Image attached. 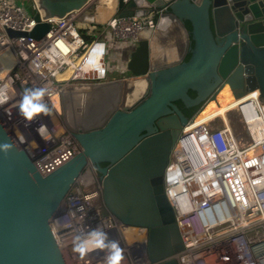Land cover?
Masks as SVG:
<instances>
[{"label": "built area", "instance_id": "1", "mask_svg": "<svg viewBox=\"0 0 264 264\" xmlns=\"http://www.w3.org/2000/svg\"><path fill=\"white\" fill-rule=\"evenodd\" d=\"M33 7L35 12L29 13L17 2L0 0V122L46 174L81 150L66 121L64 88L98 83L109 67L106 41L100 36L87 39L81 32L80 23L88 22L78 18L82 9L58 16L44 14L35 1ZM162 13L114 12L105 27L114 37L136 43L138 30L157 29ZM38 22H46L47 29L36 37L31 31ZM8 29L21 33L10 34ZM169 34L182 51L185 36L183 40ZM26 94L32 97L27 111L34 105L45 109L32 119L21 110ZM237 102L247 143L240 142L224 115L199 120L196 113L182 126L170 151L164 191L182 242L169 256L177 264H264V123L254 121L257 117L264 122V106L256 91ZM101 204L105 207L101 182L94 164L87 162L50 219L65 263L109 264L116 242L119 264H149L147 228L123 223L106 207L102 213Z\"/></svg>", "mask_w": 264, "mask_h": 264}, {"label": "water", "instance_id": "2", "mask_svg": "<svg viewBox=\"0 0 264 264\" xmlns=\"http://www.w3.org/2000/svg\"><path fill=\"white\" fill-rule=\"evenodd\" d=\"M100 1L40 0L38 7L58 16L82 9L78 18L88 21ZM124 4L117 14L142 16L163 9L162 15L183 27L186 46L175 58L159 57L170 41L169 32L160 29L162 21L157 29H139L125 70L131 73L126 79L143 80L144 90L132 103L104 108L103 121L93 125L73 127L66 118L81 150L49 173L36 169L0 122V264H66L50 219L87 162L94 164L107 210L125 224L147 228L149 264H177L169 256L182 242L164 191V172L182 126L224 84L237 89L239 98L256 91L264 106V0ZM46 29V22H38L31 34L39 37Z\"/></svg>", "mask_w": 264, "mask_h": 264}, {"label": "bare ground", "instance_id": "3", "mask_svg": "<svg viewBox=\"0 0 264 264\" xmlns=\"http://www.w3.org/2000/svg\"><path fill=\"white\" fill-rule=\"evenodd\" d=\"M40 2V0H36ZM109 4V9H113L115 6L116 0H107ZM84 16H88V14H84ZM162 23V31L170 32L172 36L179 37L184 40V30L180 25H174L170 19H167L166 15H162L161 17ZM170 24L172 27H170ZM169 25V26H168ZM174 25V26H173ZM159 26V27H160ZM165 26H167L165 28ZM163 35L161 32L159 33L157 40V44L163 39ZM179 41H177L178 43ZM163 47V46H162ZM175 58V57H173ZM3 72L0 69V74ZM144 90V82L141 78H134L131 79H120L108 83H88V84H81V85H69L64 88L63 97H64V110L66 114V118L69 121V124L73 127L76 125H83V126H90L95 123L101 122L104 119L105 114L107 113L106 104L102 108V111H98V107L95 110L96 112L90 113V104L87 102H92L94 97L97 95L101 97L102 92H114L116 94L115 100H110V104H124L132 103L135 96L141 93ZM120 92V94H118ZM239 91L237 89H231L227 84H224L219 91L216 93L214 99H209L205 104L199 109L196 114V119L204 120L210 118L212 115L219 113L223 109H227L229 107H234L237 105V100L234 101L236 97L239 95ZM138 94V95H139ZM86 98V99H85ZM87 98H92L87 100ZM97 101V98H95ZM93 100L94 102H96ZM82 106V110H80ZM85 108V109H84ZM87 108V109H86ZM235 108V107H234ZM89 109V110H88ZM81 111V115H78ZM104 111V112H103ZM261 118L254 117V121H260ZM62 202L60 203L59 207H61Z\"/></svg>", "mask_w": 264, "mask_h": 264}, {"label": "crops", "instance_id": "4", "mask_svg": "<svg viewBox=\"0 0 264 264\" xmlns=\"http://www.w3.org/2000/svg\"><path fill=\"white\" fill-rule=\"evenodd\" d=\"M114 12H118L116 5L111 10L109 9L107 0H101L98 3H95L93 14L91 16L92 20L90 19L86 23L89 29L88 32L90 34L93 36H100L106 41L107 47L109 46L111 49L113 55L112 57H119V63L114 65L117 66V68L123 66L125 69V63L128 59L129 52L133 49L135 43L129 39H120L114 37L111 31L105 27V21L107 17ZM154 12L155 11L152 13ZM169 38L171 41H169L168 44H165L164 52H162L159 57H177L180 55L181 50L176 46V44H174V38L171 36ZM238 99L239 95L234 99V101ZM234 107H231L226 111L225 119L232 127L235 134L238 136L240 142L247 143L249 140V135L245 131L244 124L239 116L236 106Z\"/></svg>", "mask_w": 264, "mask_h": 264}, {"label": "rangeland", "instance_id": "5", "mask_svg": "<svg viewBox=\"0 0 264 264\" xmlns=\"http://www.w3.org/2000/svg\"><path fill=\"white\" fill-rule=\"evenodd\" d=\"M12 1L17 2L18 4L22 5L29 13H34L35 12V9L33 7L34 0H12ZM35 3H36V5H38L37 1H35ZM117 7H118V5H116V8ZM80 26H81V30H85L86 32L89 31L87 23L81 22ZM106 50H107V52H106V60H107V63H108L110 76H112V75L113 76L123 75V77L110 78V77L106 76V78L104 80H100V82H98V83H100V84L101 83H108V82H112V81H116V80H120V79H126L127 77H130L131 73L128 70H125L123 66L117 68V66L114 65V64L119 63V60H120L119 57H112L113 55H112V52H111V49H110L109 46L107 47ZM107 74H108V72H107ZM95 98H97V101L95 100ZM115 98H116V94L114 92H102L101 93V97L97 95L96 97L93 98V100H95L96 102H94L93 100H91L92 102H87L88 100L92 99V98H87L86 102L90 104V111L89 112H91V113L92 112L93 113L96 112L95 110L97 109V107H98V111L99 112L102 111L103 110L102 108L104 107V104H106V108H107L108 106H110L109 101L110 100L111 101L115 100ZM230 108L231 107H229L227 109H223L219 113H216L215 115H212L210 118L215 117V116L220 115V114L226 116V111L228 109H230ZM80 110H82V106H81ZM78 115H81V111L79 112ZM210 118H207V119H210ZM204 120H206V119H204ZM216 124L217 125L220 124V121L216 120ZM101 211H102V213L106 212V209H105V207L102 204H101Z\"/></svg>", "mask_w": 264, "mask_h": 264}, {"label": "clouds", "instance_id": "6", "mask_svg": "<svg viewBox=\"0 0 264 264\" xmlns=\"http://www.w3.org/2000/svg\"><path fill=\"white\" fill-rule=\"evenodd\" d=\"M27 91H30V90H26V93ZM38 95H42V92L32 93V96H38ZM31 103H32V97L26 94L24 97V102L21 105V110L22 112H24V114L26 115L28 119H32L34 114H37L41 111H45L44 106L42 105H34L31 111H27V105ZM111 247L114 251H113V254L109 257V264H119V261L121 259V250L116 242H112Z\"/></svg>", "mask_w": 264, "mask_h": 264}, {"label": "trees", "instance_id": "7", "mask_svg": "<svg viewBox=\"0 0 264 264\" xmlns=\"http://www.w3.org/2000/svg\"><path fill=\"white\" fill-rule=\"evenodd\" d=\"M124 5H125L124 2L120 1L118 3V7H117L118 8V11L122 10L124 8ZM81 32L84 35V37L87 38V39H90L91 37H93L92 34L87 33L85 30H81ZM107 77H110V78H119V77H123V75H119V76H113L112 75V76H110V73L108 71ZM201 105H202V103H200L198 105V107L191 113V115L188 117V119L191 118L194 114H196L198 112V110H199V108H200Z\"/></svg>", "mask_w": 264, "mask_h": 264}]
</instances>
